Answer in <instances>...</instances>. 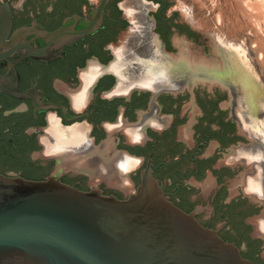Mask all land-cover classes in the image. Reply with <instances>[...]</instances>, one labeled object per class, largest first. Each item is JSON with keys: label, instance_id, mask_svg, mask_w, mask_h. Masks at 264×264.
I'll return each mask as SVG.
<instances>
[{"label": "flooded vegetation", "instance_id": "obj_1", "mask_svg": "<svg viewBox=\"0 0 264 264\" xmlns=\"http://www.w3.org/2000/svg\"><path fill=\"white\" fill-rule=\"evenodd\" d=\"M176 1L0 0V173L125 200L150 171L264 264V113L244 91L264 97L257 59ZM74 16L102 26L64 56H1L18 29Z\"/></svg>", "mask_w": 264, "mask_h": 264}, {"label": "water", "instance_id": "obj_2", "mask_svg": "<svg viewBox=\"0 0 264 264\" xmlns=\"http://www.w3.org/2000/svg\"><path fill=\"white\" fill-rule=\"evenodd\" d=\"M101 26L102 20L79 16L54 31L27 25L2 43L1 56L51 61ZM0 264L254 263L168 199L146 171L125 200L82 191L57 175L30 180L0 173Z\"/></svg>", "mask_w": 264, "mask_h": 264}, {"label": "rangeland", "instance_id": "obj_3", "mask_svg": "<svg viewBox=\"0 0 264 264\" xmlns=\"http://www.w3.org/2000/svg\"><path fill=\"white\" fill-rule=\"evenodd\" d=\"M176 4L181 8L193 9L197 24L207 25L229 40L243 41L242 43L247 45L244 46L255 54L264 83V64L259 59L263 47L257 46L258 32L264 36V0H177ZM255 15L259 16L261 21H258L260 18L257 20Z\"/></svg>", "mask_w": 264, "mask_h": 264}, {"label": "bare ground", "instance_id": "obj_4", "mask_svg": "<svg viewBox=\"0 0 264 264\" xmlns=\"http://www.w3.org/2000/svg\"><path fill=\"white\" fill-rule=\"evenodd\" d=\"M203 4V3H202ZM248 5V4H247ZM250 6V5H249ZM255 6V5H254ZM256 7V6H255ZM255 10V9H254ZM253 11V10H252ZM252 13V12H251ZM258 13V12H257ZM256 13V14H257ZM262 13V12H261ZM250 14V13H249ZM262 16V15H261ZM249 17H251V15L249 16ZM254 17V16H253ZM255 17L257 18V20H258V18H260L259 16L257 17V15H255ZM257 20H255L256 22H257ZM258 21H261V18L258 20ZM263 21V20H262ZM258 24V26H259V22L257 23ZM256 27V26H255ZM260 28V27H259ZM254 29V28H253ZM256 30H258V29H256ZM259 31V30H258ZM256 33V32H255ZM258 39H259V44L257 45V46H259V47H263L262 49L263 50H261V54L262 55H260V57L261 58H259L260 59V61H261V63H263L264 64V36L260 33V32H258ZM249 42V41H248ZM253 42V41H252ZM256 44H257V42H255ZM256 47V46H255ZM259 54V53H258ZM256 73V72H255ZM249 77V76H248ZM244 83H246V82H244ZM263 83V82H262ZM249 91H247V90H245L244 89V91L246 92V99H247V102H248V104H249V110L250 111H252L253 112V108L252 107H254V111H255V113L257 114L258 112H259V110H260V108H264V97L263 98H260V97H258V95L256 94V90L254 91L253 89L251 90V89H248ZM262 121L264 122V119H262ZM264 126V125H263Z\"/></svg>", "mask_w": 264, "mask_h": 264}]
</instances>
